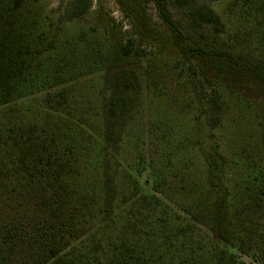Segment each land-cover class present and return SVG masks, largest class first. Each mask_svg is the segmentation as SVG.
Masks as SVG:
<instances>
[{"label": "trees", "instance_id": "1", "mask_svg": "<svg viewBox=\"0 0 264 264\" xmlns=\"http://www.w3.org/2000/svg\"><path fill=\"white\" fill-rule=\"evenodd\" d=\"M149 1L182 58L238 62L231 50L193 42L169 0ZM172 2L187 11L191 27L225 32L210 3ZM235 4L247 21L264 25V0ZM89 8L73 0L55 22L38 0H0V107L38 84L46 90L42 121L0 119V264H236L237 251L258 249L257 236L264 249L262 167L242 172L233 194L223 182L228 158L214 146L198 154L199 166L187 163L151 190L146 176L140 181V166H123L121 117L141 90L137 71L127 65L141 54L146 19L126 9L134 30L116 45H106L96 30L72 37L53 31ZM103 70L109 73L99 75L100 86L88 95L82 74Z\"/></svg>", "mask_w": 264, "mask_h": 264}, {"label": "rangeland", "instance_id": "2", "mask_svg": "<svg viewBox=\"0 0 264 264\" xmlns=\"http://www.w3.org/2000/svg\"><path fill=\"white\" fill-rule=\"evenodd\" d=\"M38 1L56 22L73 0ZM84 1L90 4L86 14L53 27V31L72 37L82 30H96L103 34L106 45L110 41L116 45L134 30L126 9L138 11L146 19L148 36L140 44L141 54L133 56L127 65L137 71L141 90L122 113L123 150L119 157L123 166L131 164L132 168L143 169L140 181L147 177L146 190H151L157 179L169 181L187 163L199 166L198 154L211 146L228 158L223 182L233 194L242 172L257 173L258 167L264 170V25L258 19L247 21L235 0H201L221 14L226 28L225 32H215L208 26L195 28L189 25L187 11L169 0V8L182 20L193 42L231 50L233 59L238 61L199 57L191 62L182 58L163 35L162 21L152 1ZM106 73L109 72L82 74V89L93 96L100 86L99 75ZM44 91L41 84L29 88L23 97L0 107V119L23 124L42 121ZM135 147L143 155L141 159ZM158 195L202 227L218 246L224 245L179 206L161 193ZM254 244L258 249L252 253L237 251L236 264H264L262 239L257 236Z\"/></svg>", "mask_w": 264, "mask_h": 264}]
</instances>
